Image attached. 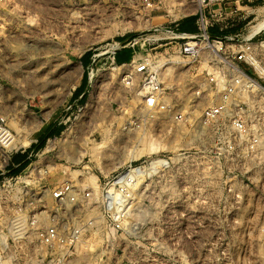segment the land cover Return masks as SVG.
Segmentation results:
<instances>
[{
  "label": "rangeland",
  "instance_id": "obj_1",
  "mask_svg": "<svg viewBox=\"0 0 264 264\" xmlns=\"http://www.w3.org/2000/svg\"><path fill=\"white\" fill-rule=\"evenodd\" d=\"M143 2L0 0V123L4 118L10 128L0 136V233L26 203L43 198L52 205L49 193L66 182L96 183L89 197L81 186L79 211L102 226L109 218L101 183L132 162L129 219L139 221L135 239L116 244L135 252V264H264V94L230 91L229 65L199 37L201 55L186 57L170 111L147 116L136 112L134 100L118 111V100L131 101L134 91L118 81L117 70L104 69L114 52L119 62L135 55L133 48L118 49L120 40L142 38L146 48L154 27L178 28L188 18L200 31L190 0H154V10ZM235 5L239 11L232 13ZM221 7L227 13L210 18V31L240 48L257 34L264 0H221L208 8ZM261 30L255 42L264 40ZM255 49L264 58V47ZM96 65L97 74L111 75L92 90ZM224 96L223 114H207ZM52 123L62 130L47 138ZM84 245L82 260L93 258L98 244Z\"/></svg>",
  "mask_w": 264,
  "mask_h": 264
},
{
  "label": "built area",
  "instance_id": "obj_2",
  "mask_svg": "<svg viewBox=\"0 0 264 264\" xmlns=\"http://www.w3.org/2000/svg\"><path fill=\"white\" fill-rule=\"evenodd\" d=\"M143 1L147 9L158 8L154 0ZM215 1L221 0H190L196 5L195 10H189V15L198 20L200 31L196 33L180 32L178 28L170 26H156L146 48L141 43L142 38H126L117 43L118 49H135L132 59L122 62L117 61L114 52L110 66L104 68L117 70L118 81L126 88L134 89L130 94L133 97L131 101H127L126 96L118 100V111L126 112L130 107L126 103L133 100L136 101V112L146 113L147 116L170 111L180 87L175 82L182 76L186 57L196 60L201 55L199 37H203L206 46L229 65V73L234 75V85L230 91L241 87L244 91L264 94V58L255 49L257 43L264 47V40L260 38L259 42L254 41L263 30L244 39L240 48L226 44L224 36L213 35L210 31V18L227 13L222 7L215 13L210 10L208 7ZM243 1L236 0V4ZM239 8V5H235L232 13L238 12ZM179 40L186 42L178 43ZM175 42L177 48L171 46ZM139 50L145 52L146 56L138 57ZM240 64H246L248 68L243 69ZM95 67L97 70L90 72L92 90L96 83L99 89L111 75L97 74L100 67ZM211 81L218 84L220 79L213 76ZM197 92L200 94L206 90ZM227 103L228 99L224 96L223 102L209 108L207 114H223ZM246 104L251 106L250 102ZM234 125L238 129L246 128L243 120H236ZM9 131L10 128L2 118L0 136H6ZM108 177L105 183H101L102 208L109 218L105 224L100 226L94 219H83L79 211L82 205L79 200L81 186L84 196L89 197L96 183L83 182L81 186L73 182L63 183L49 193L54 201L52 205H45L44 199L40 198L35 206L33 202L26 203L17 216L10 220L6 227L7 233H0V264H135V252L128 251L122 244H116L135 239V221L129 219L135 198V166L131 162L126 171ZM89 241L98 245L90 250L93 258L82 260L81 256L88 253L84 243Z\"/></svg>",
  "mask_w": 264,
  "mask_h": 264
},
{
  "label": "trees",
  "instance_id": "obj_3",
  "mask_svg": "<svg viewBox=\"0 0 264 264\" xmlns=\"http://www.w3.org/2000/svg\"><path fill=\"white\" fill-rule=\"evenodd\" d=\"M189 19H190V18L184 20V21L181 23V25L178 27V30H179L180 32H190V33H194V32H195L196 28H195V26H192V24H191V22H190ZM211 33H212L213 35H217V32H216L215 30H213V29H211ZM122 40H124V39H122ZM58 128H61V126H59ZM56 132H57V130L49 129V130L47 131L45 137L48 138L49 136L53 135V134L56 133ZM43 141H44V139H42L41 142H40L39 144H36V147L39 148V147L44 143Z\"/></svg>",
  "mask_w": 264,
  "mask_h": 264
},
{
  "label": "bare ground",
  "instance_id": "obj_4",
  "mask_svg": "<svg viewBox=\"0 0 264 264\" xmlns=\"http://www.w3.org/2000/svg\"><path fill=\"white\" fill-rule=\"evenodd\" d=\"M264 28V19L257 25V26H255V30H254V32H257V31H259V30H261V29H263ZM217 56L218 57H220V55L217 53ZM240 73H242V75H244L243 74V72L242 71H240ZM96 85H97V83H96ZM95 85V86H96ZM94 94H95V92H93L92 91V93H91V99H93L94 97ZM129 152V151H128ZM155 162V161H154ZM54 163V162H53ZM152 166H153V164H152ZM141 170V169H140ZM136 172V171H135ZM139 172V171H138ZM143 172V171H142ZM141 171H140V173H142ZM76 173V172H75ZM137 175H138V173H137ZM141 175V174H140ZM137 177V176H136ZM139 180V179H138ZM139 182V181H138ZM88 206V205H87ZM132 208H134V207H132ZM131 209V208H130ZM135 210V209H134ZM133 212V211H132ZM92 213V212H91ZM130 215H132V213L130 214ZM138 216V215H137ZM42 217H44V215H42ZM134 217V216H133ZM132 217V218H133ZM139 217V216H138ZM131 218V219H132ZM44 219V218H43ZM140 219V218H139ZM138 220V219H137ZM137 220H135V221H137ZM139 221V220H138ZM9 223V222H8Z\"/></svg>",
  "mask_w": 264,
  "mask_h": 264
},
{
  "label": "crops",
  "instance_id": "obj_5",
  "mask_svg": "<svg viewBox=\"0 0 264 264\" xmlns=\"http://www.w3.org/2000/svg\"><path fill=\"white\" fill-rule=\"evenodd\" d=\"M196 32H197V29L195 30L194 33H196ZM58 127H59V126L57 125V123H52V124H50V125L47 127L46 132H47L49 129H54V130H57L56 133H59L62 129H61V128H58ZM56 133H54V134H56Z\"/></svg>",
  "mask_w": 264,
  "mask_h": 264
}]
</instances>
